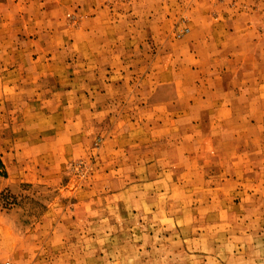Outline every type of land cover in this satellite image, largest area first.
Masks as SVG:
<instances>
[{"label":"rangeland","instance_id":"1","mask_svg":"<svg viewBox=\"0 0 264 264\" xmlns=\"http://www.w3.org/2000/svg\"><path fill=\"white\" fill-rule=\"evenodd\" d=\"M0 264H264V0H0Z\"/></svg>","mask_w":264,"mask_h":264},{"label":"trees","instance_id":"2","mask_svg":"<svg viewBox=\"0 0 264 264\" xmlns=\"http://www.w3.org/2000/svg\"><path fill=\"white\" fill-rule=\"evenodd\" d=\"M0 165H1V163H0Z\"/></svg>","mask_w":264,"mask_h":264}]
</instances>
